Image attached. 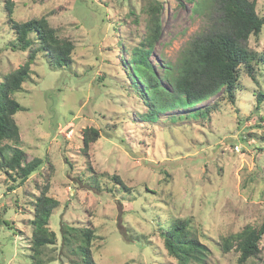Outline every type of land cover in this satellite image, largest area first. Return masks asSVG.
I'll list each match as a JSON object with an SVG mask.
<instances>
[{
  "label": "rangeland",
  "instance_id": "obj_1",
  "mask_svg": "<svg viewBox=\"0 0 264 264\" xmlns=\"http://www.w3.org/2000/svg\"><path fill=\"white\" fill-rule=\"evenodd\" d=\"M7 1L0 0V84L30 52L14 51ZM10 1L16 21L44 17L75 49L71 66L55 69L40 53L13 96L24 107L15 116L19 147L27 161L45 164L23 186L0 167V264H32L30 201L45 186L60 205L49 223L57 245L45 249L44 264H71L61 250L62 222L94 230L96 264H176L159 229L171 216L189 219L207 249L204 261L192 264H238V252L221 251L223 239L264 223V102L257 100L264 68L254 65V78L241 68L234 102L224 94L197 105L212 107L207 117L171 123L170 115L188 111L166 110L155 124L143 122L150 110L138 95L144 85L130 78L126 63L144 42L151 15L159 18L160 35L149 60L163 77L216 13L197 12V0ZM255 1L264 15V0ZM247 46L263 52L264 27ZM88 128L100 136L84 152ZM102 174L99 189L92 188L91 178ZM114 175L130 191L116 190ZM260 248L247 264H264V237Z\"/></svg>",
  "mask_w": 264,
  "mask_h": 264
},
{
  "label": "trees",
  "instance_id": "obj_2",
  "mask_svg": "<svg viewBox=\"0 0 264 264\" xmlns=\"http://www.w3.org/2000/svg\"><path fill=\"white\" fill-rule=\"evenodd\" d=\"M197 12L216 13L207 30L195 37L181 52L175 64L164 68V75L157 74L149 60L151 51L160 35L159 18L151 15L148 32L140 47L131 52L126 70L135 82L141 80L144 92L138 95L150 106L145 120L155 124L160 111L182 110L186 115H170L171 123L191 118H204L212 112V107H196L212 98L227 95L234 102L239 87L240 71L245 68L254 78L253 66L264 68V50L261 54L247 46L251 37L259 38L264 27V15L256 12L255 0H197ZM13 2L8 0L5 10L8 23L16 37L14 51L30 50L25 63L10 73L0 84V167L14 182L23 186L34 174L40 172L45 164L43 159L27 161L26 152L19 147L20 127L15 116L24 107L13 97L22 90L23 84L31 77V67L38 55L44 53L48 64L55 69L71 66L72 41L59 36L57 31L44 17L25 22L13 18ZM167 83V87L163 85ZM134 84V83H133ZM258 105L264 102V94L258 95ZM196 107V108H195ZM99 131L88 128L83 133V151L87 152L99 139ZM106 175L94 176L89 181L91 187L99 189L100 181ZM102 178V179H101ZM111 180L123 192L130 191L118 176ZM114 188L108 191L114 192ZM33 218L30 220L32 235L29 255L32 264H44L42 254L45 249L57 245V234L49 227L50 218L59 207L58 200L52 198L49 186H45L34 200L30 201ZM3 224L10 227L8 221ZM160 236L168 256L176 264H192L204 261L207 249L196 239L191 221L168 217L160 225ZM62 253L71 264H96L92 257L91 246L95 239L91 227L72 226L61 223ZM264 237V223L259 227L246 226L242 231L223 239L221 251L224 254L235 250L239 253L238 264H247L261 254L260 244Z\"/></svg>",
  "mask_w": 264,
  "mask_h": 264
}]
</instances>
